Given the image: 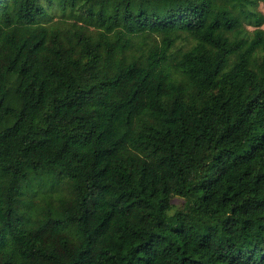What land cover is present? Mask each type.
I'll return each mask as SVG.
<instances>
[{
	"label": "trees",
	"instance_id": "obj_1",
	"mask_svg": "<svg viewBox=\"0 0 264 264\" xmlns=\"http://www.w3.org/2000/svg\"><path fill=\"white\" fill-rule=\"evenodd\" d=\"M140 1L0 0V264H264V0Z\"/></svg>",
	"mask_w": 264,
	"mask_h": 264
},
{
	"label": "rangeland",
	"instance_id": "obj_2",
	"mask_svg": "<svg viewBox=\"0 0 264 264\" xmlns=\"http://www.w3.org/2000/svg\"><path fill=\"white\" fill-rule=\"evenodd\" d=\"M148 0H141L140 3H142V5H145ZM183 0H164L162 3H158L156 4V8L158 10H163L167 7H177L180 6ZM259 9L264 11V7L262 4L259 5ZM264 27V26H263ZM172 202L174 205H177L178 207L183 203V199H180L179 197H175L172 199Z\"/></svg>",
	"mask_w": 264,
	"mask_h": 264
}]
</instances>
